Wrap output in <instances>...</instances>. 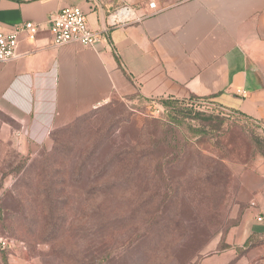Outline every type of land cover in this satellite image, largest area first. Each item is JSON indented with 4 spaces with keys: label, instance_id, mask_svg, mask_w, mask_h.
I'll return each mask as SVG.
<instances>
[{
    "label": "rangeland",
    "instance_id": "374dc122",
    "mask_svg": "<svg viewBox=\"0 0 264 264\" xmlns=\"http://www.w3.org/2000/svg\"><path fill=\"white\" fill-rule=\"evenodd\" d=\"M0 136V264H199L264 158L263 130L192 97L113 99L36 150Z\"/></svg>",
    "mask_w": 264,
    "mask_h": 264
},
{
    "label": "crops",
    "instance_id": "0c3cea01",
    "mask_svg": "<svg viewBox=\"0 0 264 264\" xmlns=\"http://www.w3.org/2000/svg\"><path fill=\"white\" fill-rule=\"evenodd\" d=\"M69 5L100 32L93 45L53 44L48 19ZM123 5L145 17L109 26ZM25 21L40 24L36 39L0 61V128L23 151L113 99L198 97L264 126V0H0V32ZM240 181L241 219L199 264H264V158Z\"/></svg>",
    "mask_w": 264,
    "mask_h": 264
},
{
    "label": "built area",
    "instance_id": "2783aa9c",
    "mask_svg": "<svg viewBox=\"0 0 264 264\" xmlns=\"http://www.w3.org/2000/svg\"><path fill=\"white\" fill-rule=\"evenodd\" d=\"M150 7L156 8V2H150ZM144 17L145 15H138L134 7L123 5L109 14V26H125L140 21ZM48 25L54 45L72 41L93 45L101 35L99 31L89 26L87 12L80 6L69 5L53 13L48 19ZM39 31V23L25 21L19 24L13 32H0V61L17 58L22 39L32 41L36 39ZM258 219L262 220V216ZM11 244L9 239L2 240L4 249L9 248Z\"/></svg>",
    "mask_w": 264,
    "mask_h": 264
},
{
    "label": "trees",
    "instance_id": "16d2710c",
    "mask_svg": "<svg viewBox=\"0 0 264 264\" xmlns=\"http://www.w3.org/2000/svg\"><path fill=\"white\" fill-rule=\"evenodd\" d=\"M192 98L199 99L198 97H192ZM200 100H202V99H200ZM165 103H166V104H171L172 101H165ZM195 114L198 116V117H196V118H200V117H202V116H205V113H203L202 111H197ZM240 115H242V114H240ZM242 116L246 119V121H247L249 124L252 125L253 128L258 129V130L260 129V130H263V131H264L263 125H262L261 123H256L254 120H252V119H250V118H248V117H245L244 115H242ZM194 130H195V131H198V132L200 131L199 128L194 129ZM253 134H255V132H254Z\"/></svg>",
    "mask_w": 264,
    "mask_h": 264
}]
</instances>
